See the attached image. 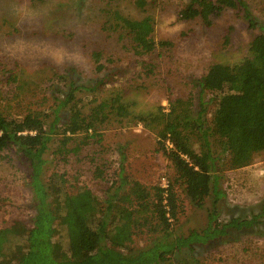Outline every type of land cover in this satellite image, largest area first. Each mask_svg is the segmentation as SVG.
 Listing matches in <instances>:
<instances>
[{
  "label": "trees",
  "instance_id": "trees-1",
  "mask_svg": "<svg viewBox=\"0 0 264 264\" xmlns=\"http://www.w3.org/2000/svg\"><path fill=\"white\" fill-rule=\"evenodd\" d=\"M159 1L18 0L30 7L45 6L46 13L27 24L26 30L15 23L16 34L53 44L80 42L95 71L102 75L94 84H78L69 77L70 69L62 73L52 68L51 80H58L66 89L59 87L56 105L44 111L8 112L1 99L0 153L15 147L28 163L35 215L30 224L16 219L0 229V264H201L197 248L264 226V199L250 218L231 215L228 221L219 219L226 198L220 185L219 160L227 158L232 168H240L264 151V26L245 0H190L177 13L179 20L199 19L211 26L224 12H242L250 28L260 26L262 30L253 37L247 56L240 62H214L203 76L192 79V88L199 90L198 104L192 98L178 97L168 99L167 108L158 105L138 110L134 94L165 87L154 71L145 73L147 79L133 77L109 95H96L113 79L111 63L131 55L150 56L158 47L172 44L158 42L154 36ZM230 35V31L224 35L227 42ZM140 64L156 67L143 59ZM82 89L93 93L88 103L77 98ZM206 91L214 93L211 117ZM114 123H141L157 132L158 144L177 172L174 181L168 180V187H148L130 179L123 173L121 160L116 178L103 195L82 186L67 192L64 184L68 179L61 172L44 180L46 153L55 137L62 136L59 150L77 152L92 140L101 142L102 129ZM77 136V145L64 147ZM178 182L185 186L194 205L207 210L205 228L188 234L174 230ZM58 225L67 230L68 249L56 240ZM10 236L23 241L6 252ZM136 236H143L147 243L133 246ZM185 250L189 256L181 257Z\"/></svg>",
  "mask_w": 264,
  "mask_h": 264
},
{
  "label": "rangeland",
  "instance_id": "rangeland-1",
  "mask_svg": "<svg viewBox=\"0 0 264 264\" xmlns=\"http://www.w3.org/2000/svg\"><path fill=\"white\" fill-rule=\"evenodd\" d=\"M189 1H159L161 5L156 12L154 36L158 42L170 41L172 44L158 47L150 56L139 58L131 55L118 63H111L115 70L113 79L96 95H109L133 77L147 79L145 73L154 71L165 87L161 90L155 88L151 93L140 91L134 94L139 102L138 110L156 109L158 105L167 108L168 99L178 97L192 98L198 104L199 90L192 88V79L203 76L214 62L234 64L247 56L253 37L262 32L260 26L250 28L242 12L237 15L230 11L224 12L211 26L199 19L179 20L178 11ZM245 1L264 26V0ZM45 13V6L30 7L18 0H0V101L2 99L8 112L25 114L29 110L44 111L54 107L59 95L58 88L66 89V86L58 83V80H51L55 71L52 68L62 73L70 69L71 73L67 72L69 77L78 84H94L102 75L95 71L80 42L53 44L46 39L29 38L14 32L15 23L19 22L21 28L26 30L27 24L30 25L33 19ZM77 26L81 27V21ZM227 31L231 33L228 42L224 39ZM141 59L156 64V67H143ZM92 94L82 89L77 91V98L88 103ZM213 95L211 91L204 93L209 117L215 108V102L210 101ZM102 130L104 135L101 142L92 140L77 152L64 153L59 150L62 136L55 137L46 153L48 162L44 180L48 181L54 172H61L68 179L64 184L67 192H74L82 186L103 195V190L119 172L120 160L125 175L148 187L162 184L164 177L171 182L175 180L177 172L172 161L161 150L156 131L145 128L141 123H114ZM79 137L70 140L64 147L77 145ZM219 163L220 185L226 192L225 206L219 219L228 221L231 215L250 218L259 211L258 206L264 199V151L244 167L232 168L227 158H222ZM102 169L103 174L99 175ZM29 172L28 163L15 147L0 153V229L16 219L28 224L32 222L35 209L32 206L34 194L28 181ZM184 188L180 182L175 183L178 208L174 230L179 234L201 230L208 225L207 210L194 205ZM207 205L210 206L209 200ZM9 238L6 252L17 242L23 241L17 237ZM230 239L197 248L196 255L201 259V264H264L263 225ZM56 240L62 243L64 249H68L67 230L62 225H58ZM146 243V238L136 236L132 245L140 247ZM188 256L186 250L181 253V257Z\"/></svg>",
  "mask_w": 264,
  "mask_h": 264
},
{
  "label": "built area",
  "instance_id": "built-area-1",
  "mask_svg": "<svg viewBox=\"0 0 264 264\" xmlns=\"http://www.w3.org/2000/svg\"><path fill=\"white\" fill-rule=\"evenodd\" d=\"M166 143H167L168 147L172 146V144H171V142L169 140H167ZM168 184H169V182H168L167 178L164 177L163 181H162V186L163 187H168Z\"/></svg>",
  "mask_w": 264,
  "mask_h": 264
}]
</instances>
